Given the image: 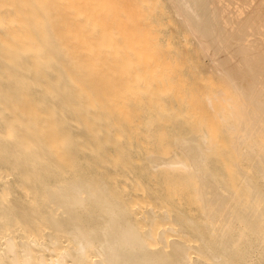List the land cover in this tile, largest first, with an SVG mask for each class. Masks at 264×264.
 <instances>
[{
  "label": "bare ground",
  "instance_id": "bare-ground-1",
  "mask_svg": "<svg viewBox=\"0 0 264 264\" xmlns=\"http://www.w3.org/2000/svg\"><path fill=\"white\" fill-rule=\"evenodd\" d=\"M172 2L210 60L225 42L231 54L215 61L250 99L264 62V39L246 38L252 16L211 25L203 2ZM157 4L0 0V264H248L251 253L264 264V143L245 131L227 141L196 104L150 85L170 73L156 71ZM246 115L247 130L260 126ZM151 118L159 128L142 130ZM20 205L37 213L33 228Z\"/></svg>",
  "mask_w": 264,
  "mask_h": 264
},
{
  "label": "rangeland",
  "instance_id": "rangeland-1",
  "mask_svg": "<svg viewBox=\"0 0 264 264\" xmlns=\"http://www.w3.org/2000/svg\"><path fill=\"white\" fill-rule=\"evenodd\" d=\"M156 1L157 3L159 1V3L161 4L160 6L159 4H157L156 11L162 12L161 16L156 15L159 22L160 21L162 22V24L158 26L159 32L157 31V33L159 36V40H158L159 46H156V47L158 48L159 53H165V58H166L165 61L163 62L164 66L162 68H158L156 71L159 74L160 69L161 70L164 69L166 71L170 70V73L167 76L166 81H158L157 79L155 82H153L150 85L151 86H161L162 88L166 90V93L168 94L171 93V96H173L174 100L175 98H178L180 103L186 106L196 104L198 108L193 109V111L197 113V115L203 113V116H204V120L202 121V126H203L202 128L211 129L213 127H218L222 131V134L227 141L229 139L231 140L235 134L239 132L243 133L245 131L246 134H248V137L250 139H253L256 145H259V146L262 145V143H264V136H263L264 135L263 134L264 133V111L262 110L263 108L262 109L259 107L257 108L256 103L258 101L261 103H264V76H263L264 75V62H260L259 64H257L256 70L253 71L254 72L253 76L256 75L254 78H255V82L257 80V83H255L256 86L254 84L255 87L249 94L250 99L247 100L246 96L244 97V94L239 89H236L238 87L233 86L235 85V83L233 81V78L229 75V73L226 72V68L223 65H219L220 64L219 61L218 62L215 61V58L217 60V55L221 53L220 51L222 52L226 51V53L231 54L228 47H225V42L223 43L220 42L221 44L220 50L215 52L210 60V57L205 56L204 52L199 48L198 39H197L198 34H194L192 31L187 29L186 23L182 20L183 18L180 17L178 14H176L175 6H174V3L172 2L173 0H156ZM174 1H177V0H174ZM193 1H196L197 6H200L201 5L200 2H203L205 12L204 14H201L200 18L201 19L203 18L204 21H210L211 25H216V23H219V21H223L226 24L230 17L233 20L245 21L248 19L249 21H251L250 18L252 16V25H251V22H249L250 24L248 23V27H247V29L252 32H250V34H248L246 38L256 39V36H259V38L257 37L259 40L264 39V35L262 34L264 33V30H263L264 29L263 27L264 26V21H263L264 20V14H263L264 13V0H261L262 2L260 0H258L259 2L257 0H247V1L246 0H229V1L228 0H209V3H207L208 0H193ZM258 4H260V6ZM149 5H152V4H149ZM220 7H221V10L219 9ZM206 12H208V14ZM218 12H220V14ZM248 12H250L251 14ZM206 15L208 18L206 17ZM256 15L259 16V18ZM242 19H245V20H242ZM255 24H256V27H255ZM258 26L260 27L258 28ZM256 30H257V33H256ZM256 48H257L256 51L257 50L264 51L263 48H258V47ZM237 64H239V67L243 66V64L239 62L238 58H237ZM221 66H223V69L225 68V71L222 69ZM110 87H112L111 83H110ZM219 90H221V92ZM218 91L220 95L217 94ZM259 91H261V93ZM209 101L212 104L210 107L208 105ZM221 107H224L222 108L223 109L222 115L223 117H225V120L220 119L218 115L219 114L218 111H220L219 108ZM249 108L255 114H258L261 117L260 118L258 115H256L257 118L258 117L260 118V119L259 118L256 119V122L258 123L256 124V126L260 125L262 127L258 126V128L256 129L257 130L259 129V130L255 132H253L254 130H256L254 129V127L250 128V130L246 129V127L248 128V126L245 123L246 122L245 118L247 117L246 112L249 110ZM145 117H146V114H145ZM145 121L146 120L144 119L143 122L140 124V127L142 130H145L146 128L145 123L149 124V128H152L155 130L159 128L160 120L151 118L149 121L147 122ZM241 123L245 124L243 128H242ZM229 125H232V126L229 127ZM158 132L159 130L154 131V133H151L152 137L158 134ZM151 142L153 143H150V145L155 146L154 144H156V141L151 140ZM237 160L239 164L242 166V168L250 175L253 181L255 182L260 181V179L253 174L252 166L249 164L248 159L240 157ZM177 167H179V165H177ZM176 178L178 179L179 175H176ZM221 178L222 176L219 177V179ZM226 179L228 181V186L226 184L228 190L233 189V184H231L230 178H226ZM262 182L264 183V178ZM183 189L185 190V188ZM147 198H149L148 200L151 201L150 205H158V206L160 205L161 201L159 199L153 198V196L151 195H149ZM6 200H9L13 204L18 205V201L13 199L11 195L7 196ZM153 201H154V204L152 203ZM235 201L232 203L233 205L231 204L228 208V209H231L230 210L231 213H232V210L235 211V209H237L236 207L237 205L235 204ZM187 207L194 209V206H187ZM192 212L196 213V210H193ZM14 214L23 223L24 226H28L30 228H33L35 226V221L38 220L37 213L33 211L29 206L20 205L19 208H15ZM191 254L195 255L194 252H192ZM250 256H251V260L248 261V264H256L257 262L256 257H260V255L256 253H251Z\"/></svg>",
  "mask_w": 264,
  "mask_h": 264
}]
</instances>
